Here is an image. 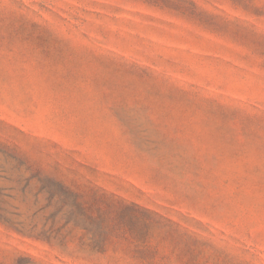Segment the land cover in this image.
I'll return each mask as SVG.
<instances>
[{
	"label": "rangeland",
	"instance_id": "374dc122",
	"mask_svg": "<svg viewBox=\"0 0 264 264\" xmlns=\"http://www.w3.org/2000/svg\"><path fill=\"white\" fill-rule=\"evenodd\" d=\"M0 264H264V0H0Z\"/></svg>",
	"mask_w": 264,
	"mask_h": 264
},
{
	"label": "trees",
	"instance_id": "16d2710c",
	"mask_svg": "<svg viewBox=\"0 0 264 264\" xmlns=\"http://www.w3.org/2000/svg\"><path fill=\"white\" fill-rule=\"evenodd\" d=\"M61 187H62V189H63V190H62L63 193H62V196H61V195L59 196L60 208H59V209H58V210H57V211L51 216L52 220H54V218L59 214L60 209H61L63 206L66 205V203H67V202H66V197H67L68 195H70V191H68L67 188L63 187L62 185H61ZM53 198H54V196H53V195H50L48 201L50 202ZM130 208H132L133 210H134V209L137 210L136 206H134V205L126 206V209H130ZM81 211H87V210L83 209V207L81 206ZM112 231H114V229L111 230V231L106 230V229H103V228H99V229H98V232L100 233V235L103 236V238L105 237V241H106V239H107V237H108V235H109V232H112ZM46 239H47V238H46Z\"/></svg>",
	"mask_w": 264,
	"mask_h": 264
}]
</instances>
